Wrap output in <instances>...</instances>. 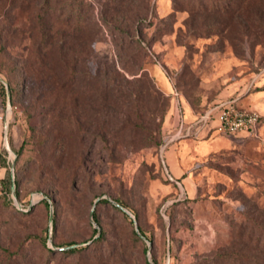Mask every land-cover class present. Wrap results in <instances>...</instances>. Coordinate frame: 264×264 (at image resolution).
<instances>
[{
	"label": "rangeland",
	"instance_id": "1",
	"mask_svg": "<svg viewBox=\"0 0 264 264\" xmlns=\"http://www.w3.org/2000/svg\"><path fill=\"white\" fill-rule=\"evenodd\" d=\"M39 5L0 18V183L20 204L0 191V264L262 261L264 0H76L68 24L54 0L53 39L72 45L50 69L29 53ZM234 99L261 115L253 134L218 133L213 113L186 135Z\"/></svg>",
	"mask_w": 264,
	"mask_h": 264
},
{
	"label": "trees",
	"instance_id": "2",
	"mask_svg": "<svg viewBox=\"0 0 264 264\" xmlns=\"http://www.w3.org/2000/svg\"><path fill=\"white\" fill-rule=\"evenodd\" d=\"M14 1L15 0H0V18L1 19H5L7 17V20H8L9 18H11V16H10V13L12 11L11 7H12ZM30 1H35V0H30ZM53 1L54 0H40L38 12L36 13L37 27H32V28L28 29V32H27L28 38H30L31 40L40 36V41L38 42V44L32 43L31 46L29 47L30 48L29 53L31 56L38 54L39 59H40V64L43 65V67L46 69H50V67H51L50 60H51V57L53 59V51L59 53L60 61H61V58H65V55L67 54L66 53L67 50L68 49L70 50V47L72 45V43H70L69 38L64 39L60 44L57 40L53 39L54 35L51 33V26L49 23L50 20L48 19V17H46V16H48V12L51 10L50 6L53 3ZM75 1L76 0H63L61 16L66 18L64 20V22L66 24H68L70 21L69 15H70V13L73 12ZM80 4H82V3H80ZM7 32H9V29H7ZM2 89H3V86H2ZM13 183H14V187H15V195H17L16 179H14ZM10 193H11V180L9 179L8 186L6 189L4 188L2 190L1 196H4L7 200V202L9 204L13 205L12 199L10 197ZM43 202L46 205V207H49V204L47 201H43ZM102 202L107 203L106 200H103ZM173 205H176V204H173ZM114 208L117 211L121 212L123 217L126 220H129V217L127 216L126 213L121 211L118 207H114ZM242 218L244 220H246L249 224L255 225V223H256V221H255L256 218L254 217V215L250 211L243 213ZM95 223L98 225L97 220H95ZM238 228L241 229L242 225L239 226ZM260 228L264 234V226H262V227L260 226ZM97 233H98V230L95 229L94 234L96 235ZM139 233L141 236H144V234L141 232L140 229H139ZM250 233H251V235H250ZM133 235L137 240H139V235L136 232H133ZM236 235L240 236L241 235L240 231ZM247 236L248 237L252 236V229L249 230V232L247 233ZM104 237H105V232H100L99 237L95 239V242L103 240ZM148 241L150 242V244H152L151 240H148ZM125 246H126V242H125L124 236L121 239L115 238V241H113V244H112V248L115 250V252L116 251L119 252L120 255L124 254ZM87 250H88V248L72 247V248L66 250V253L73 255V254H79L82 252H86ZM263 250H264V246H263ZM220 257L224 258L222 261L226 262L225 258H229L230 256L229 255H223ZM255 260L253 259V261H251V264H264V259L260 262L255 261Z\"/></svg>",
	"mask_w": 264,
	"mask_h": 264
},
{
	"label": "built area",
	"instance_id": "3",
	"mask_svg": "<svg viewBox=\"0 0 264 264\" xmlns=\"http://www.w3.org/2000/svg\"><path fill=\"white\" fill-rule=\"evenodd\" d=\"M174 116L177 120V124L179 126V132L183 130L184 122L182 116V107L179 102L176 103L174 109ZM216 113L215 121H216V131L220 134L230 135V136H239L245 135L250 136L253 134L257 128V126L261 123L262 117L259 113L255 111H248L243 109L237 104V100H229L224 102H219L216 104L207 114L205 117H201L197 119L195 123L190 124L186 127V135H189L191 130L194 126H196L195 132H200L202 127L204 126L203 122L205 123L211 114ZM9 153V152H8ZM8 162L12 163V158L10 157L7 159ZM170 179H172L170 177ZM0 191H2V185L0 183ZM10 197L12 199L13 205L16 208L20 207L12 197V193H10ZM19 205V207H18ZM22 207V206H21Z\"/></svg>",
	"mask_w": 264,
	"mask_h": 264
},
{
	"label": "water",
	"instance_id": "4",
	"mask_svg": "<svg viewBox=\"0 0 264 264\" xmlns=\"http://www.w3.org/2000/svg\"><path fill=\"white\" fill-rule=\"evenodd\" d=\"M14 178L12 177V180H11V193H12V197L13 199L16 201V195H15V187H14ZM17 202V201H16Z\"/></svg>",
	"mask_w": 264,
	"mask_h": 264
},
{
	"label": "crops",
	"instance_id": "5",
	"mask_svg": "<svg viewBox=\"0 0 264 264\" xmlns=\"http://www.w3.org/2000/svg\"><path fill=\"white\" fill-rule=\"evenodd\" d=\"M186 126H188V123L187 124H185ZM190 125V124H189Z\"/></svg>",
	"mask_w": 264,
	"mask_h": 264
}]
</instances>
